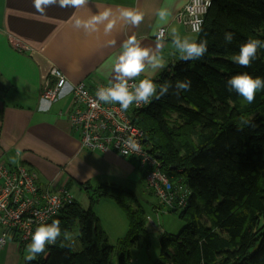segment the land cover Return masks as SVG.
<instances>
[{"label":"trees","instance_id":"1","mask_svg":"<svg viewBox=\"0 0 264 264\" xmlns=\"http://www.w3.org/2000/svg\"><path fill=\"white\" fill-rule=\"evenodd\" d=\"M225 32L234 33L230 44L224 43ZM195 34L197 42L207 41L205 55L170 65L156 82L170 83L169 92L132 113L161 169L191 191L187 206L176 211L186 225L178 234L162 235L161 257L153 264H264V89L249 104L226 84L243 72L264 78V48L248 68L231 59L249 39L264 41V0H214ZM184 79L191 80L190 90L176 96L175 83ZM93 189L88 208L74 197L54 219L62 233L79 225L82 249L75 251L62 236L43 256L24 264H109L115 247L93 206L103 197L114 199L128 215L118 264H132L129 246L148 232L142 204L120 185Z\"/></svg>","mask_w":264,"mask_h":264},{"label":"crops","instance_id":"2","mask_svg":"<svg viewBox=\"0 0 264 264\" xmlns=\"http://www.w3.org/2000/svg\"><path fill=\"white\" fill-rule=\"evenodd\" d=\"M188 1L89 0L80 9L53 5L41 15L32 0H0V162L24 164L38 173L42 187H67L75 198L74 193L86 184L96 187L102 183L128 188L138 197L137 188L146 185L135 157L81 147L79 133L69 119L74 109L73 87L82 81L91 88L109 84L108 65L129 36L135 35L142 47L155 49L156 12L167 7L170 17L162 25L167 36L160 40L166 64L151 76L156 84L161 73L179 60L173 35L196 39L179 18ZM106 8L117 18L110 34L105 35L103 25L91 35L73 27L74 14L86 19ZM121 9L139 11L144 19L138 26L128 25L119 19ZM53 68L65 74L67 84L49 101L42 92L54 82ZM146 217L149 224L150 216ZM25 249L9 242L1 251L0 264H24Z\"/></svg>","mask_w":264,"mask_h":264},{"label":"built area","instance_id":"3","mask_svg":"<svg viewBox=\"0 0 264 264\" xmlns=\"http://www.w3.org/2000/svg\"><path fill=\"white\" fill-rule=\"evenodd\" d=\"M213 1L189 0L179 14L180 20L193 33L199 32L194 31L193 26L201 21L200 29L202 28ZM162 30L164 36L161 40H164L167 29L162 27ZM51 74L54 82L52 85L47 84L42 92V97L49 101L56 99L67 84V78L60 69L53 68ZM102 86L106 87L108 84L91 88L82 81L73 87L74 109L70 112L69 119L79 133L81 147L100 153L114 150L124 157H135L144 171L147 188L158 196L163 205L172 211L184 209L191 191L182 181L172 182L161 169L160 160L145 144L144 130L132 117L134 110L146 108L150 103L139 106L133 103L127 111L121 110L119 104L101 103L99 107H94L95 92ZM128 136L138 141L141 152L129 151L127 156L122 154V141ZM73 201L74 195L66 187L57 190L42 187L38 173L26 165L12 166L0 162V237L5 234L11 237L0 244V254L12 241L26 248L35 228L41 223H52Z\"/></svg>","mask_w":264,"mask_h":264},{"label":"clouds","instance_id":"4","mask_svg":"<svg viewBox=\"0 0 264 264\" xmlns=\"http://www.w3.org/2000/svg\"><path fill=\"white\" fill-rule=\"evenodd\" d=\"M89 0H32V6L37 13L43 15L50 6L57 5L60 8L80 9L87 6ZM157 23L154 27L153 34L157 37L155 49L142 47L135 35L129 36L121 45V51L115 55L108 65L111 80L108 86L99 87L95 92L96 100L93 101L94 107L103 104H119L121 110L127 111L129 107L135 103L137 106L141 104H149L153 99L159 100L169 92L172 87L170 83L157 85L153 82L151 76L158 70L165 68L166 61L161 55L162 45L160 40L164 33L162 25L168 22L170 11L167 7H161L156 12ZM119 19L131 26H138L144 19L143 14L132 9H121L119 11ZM117 18L111 9H104L98 14H92L88 18H81L73 15V27L82 29L86 34L98 32L99 26L103 25L105 35L112 32L116 26ZM201 21H197L193 26L194 31H200ZM234 39V33H224V43L230 44ZM172 43L179 54V59L188 62L201 59L207 52V41L196 40L185 36L181 38L173 35ZM264 48V41L260 39H249L240 45L239 52L232 56V61L241 67L248 68L257 58L258 49ZM142 73H147L146 77L138 82L136 78ZM132 81V83H129ZM229 92H235L243 97L249 104L253 103L258 90L264 89V78H253L248 72L238 73L231 76L227 82ZM191 80H177L175 83L174 94L179 96L181 92L190 90ZM241 123L249 124V121L241 117ZM123 152L125 156L128 152L139 153L142 151L138 141L128 136L123 139ZM63 236V241H72V236L67 232H63L60 227L59 220H53L52 223H41L35 231L31 233V242L25 249V260L33 261L40 254L44 253L48 245H55L57 240ZM11 237L5 234L0 237V244ZM61 247L68 246L61 243Z\"/></svg>","mask_w":264,"mask_h":264},{"label":"rangeland","instance_id":"5","mask_svg":"<svg viewBox=\"0 0 264 264\" xmlns=\"http://www.w3.org/2000/svg\"><path fill=\"white\" fill-rule=\"evenodd\" d=\"M183 182L186 184L185 181ZM175 183H177V181H175ZM146 187L140 185V187L137 188L138 199L145 210V216H150L149 219L152 220V223H155V227L150 224L148 219L149 224H146V230L148 231L146 236L140 234L139 239L135 243L130 244L129 249L132 264H153L156 259L161 257L160 240L162 235L165 232L178 234L187 223L185 219L179 216L178 212L168 210L158 196ZM94 193L93 186H91L89 189L81 188L74 194L77 202L82 207L88 208ZM93 206L106 232L109 244L115 247L109 264H118L119 244L123 239H126L130 229L128 215L125 210L110 197L101 198ZM69 234L72 236V241L69 243L75 251H80L82 249V243L79 225H76ZM47 249L48 246L46 247V250ZM43 255L44 253L40 254L36 259Z\"/></svg>","mask_w":264,"mask_h":264}]
</instances>
